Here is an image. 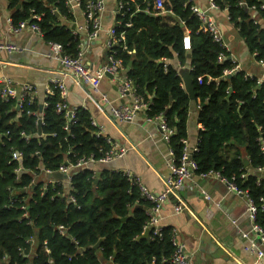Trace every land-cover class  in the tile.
I'll return each instance as SVG.
<instances>
[{
  "label": "trees",
  "instance_id": "obj_1",
  "mask_svg": "<svg viewBox=\"0 0 264 264\" xmlns=\"http://www.w3.org/2000/svg\"><path fill=\"white\" fill-rule=\"evenodd\" d=\"M215 2L219 9L228 11L249 52L264 62V0ZM118 3L115 58L122 62L137 93L149 103L147 115L162 114L175 131L169 147L179 159L183 140L188 139L191 104L199 102L198 151L193 153L196 175L214 170L230 181L234 178L238 189L256 202V222L264 229V181L256 175L264 168L260 142L264 138V83L241 70L231 77L226 75L237 64L230 59L229 49L202 30L192 0H164L163 10L155 8V0ZM8 8L15 26L29 22L35 14L42 15L40 21L31 23L40 27L43 40L59 43L66 54L77 55L82 39L70 26L74 16L65 0H8ZM167 14L173 15L174 24L165 20ZM187 31L190 51L184 44ZM174 59L181 67L191 64L194 99L184 87L180 68L167 63ZM46 101L40 133L34 116L26 110L19 115L13 100L0 99V264L7 260L9 264H167L175 249L173 229L163 227L161 237L150 233L140 238L153 204L142 198L136 179L121 171L103 169L96 185V170L74 173L72 193L78 207L53 198L62 185L40 195L42 184L38 183L35 202L27 209L33 224L23 217L22 192L32 177L24 172L21 182L16 181L14 169L19 162L12 161L13 152L23 154L20 163L26 169L41 165L56 172L66 162L75 163L84 156L99 159L110 148L105 138L96 136L87 110L79 108L68 123L65 114L56 110L59 94ZM27 108L40 110L38 102ZM67 123L68 131L64 129ZM23 132L30 136L28 142L21 137ZM61 225L68 229V236L59 234L57 227ZM32 237L37 239L36 246L27 243ZM101 239L99 248H93ZM80 249L84 251L80 253ZM28 254L34 257H26Z\"/></svg>",
  "mask_w": 264,
  "mask_h": 264
},
{
  "label": "crops",
  "instance_id": "obj_2",
  "mask_svg": "<svg viewBox=\"0 0 264 264\" xmlns=\"http://www.w3.org/2000/svg\"><path fill=\"white\" fill-rule=\"evenodd\" d=\"M192 1L216 24L231 52V59L237 64L236 70L257 77L259 83H264V66L249 52L238 29L230 21L228 11L219 8L210 10L209 0ZM104 3L105 11L98 15L101 24L98 38L87 42L86 34L81 36L82 41L87 42L84 43L87 49L84 61L93 73L107 62L111 51L105 43L108 32L117 24L118 0H104ZM252 10L256 12V9ZM72 15L74 20L69 23H72L70 26L73 28L85 23L80 8L75 7ZM10 16L8 0H0V40L16 44L23 49L0 52V76L35 85L41 102L51 79L61 76L62 69L58 62L49 58V46L43 38L29 29L20 32L11 30L7 22ZM253 18L257 20L256 15ZM165 20L170 24L175 23L172 14H167ZM185 36L184 44L191 45L190 32L187 31ZM167 63L180 70L188 69L190 72V63L186 67H181L176 59L168 60ZM121 73L122 76L128 77L124 67ZM112 78L106 76L101 81L99 92H95L91 87L86 88L71 77H66L69 87L67 103L87 110L91 121L102 130L103 136L111 138L117 147L127 149L123 157L90 169L96 170L97 174L103 169L130 173L151 191L160 193L166 188L170 177L169 163L172 154L169 144L163 138L159 126L147 122L146 113L139 114L133 122L112 118V108L129 101L128 97H121L120 84ZM104 98H107L108 102H105ZM198 103L193 100L188 119L187 141L192 147L197 146L200 130L197 121L200 110ZM258 172L261 173L258 177L264 181V168ZM205 194L211 199L208 200ZM182 203L184 210L176 212L175 207ZM247 208L246 195L231 191L226 184L219 181L194 176L187 182L185 189L177 195H170L163 203L160 225L175 230L179 241L192 254L193 264H256V255L251 250L250 240L245 237V233L251 230Z\"/></svg>",
  "mask_w": 264,
  "mask_h": 264
},
{
  "label": "built area",
  "instance_id": "obj_3",
  "mask_svg": "<svg viewBox=\"0 0 264 264\" xmlns=\"http://www.w3.org/2000/svg\"><path fill=\"white\" fill-rule=\"evenodd\" d=\"M66 6L69 8V11L72 13L74 8H80L85 17V23L80 26H76L73 28V32L75 35L83 36V34L87 36L88 41H93L98 38L101 24L98 20V15L102 14L105 11V3L104 0H65ZM241 6L245 5V3H241ZM119 8V7H118ZM155 8L158 10H163L164 8V0H155ZM215 0H209V9L215 10L218 9ZM252 9H256L252 7ZM262 9H264V4L262 5ZM193 12H195L201 22H202V30L204 32H208L211 34L216 42H219L223 47L227 48L226 43L223 41L222 36L219 33V30L214 23V21L208 17L207 13L196 7L195 5L192 7ZM42 15L35 14L32 18L27 21L20 22L18 26L13 24V19L11 16L8 18L7 22L11 26V30L13 32H20L25 29L31 30L34 34L43 37L40 27L37 23H31L32 20L40 21ZM115 27L110 29L108 32V37L106 40V47L110 49L111 53L107 58V62L99 69L97 72L93 73L86 65L84 58L86 55V47L85 44L87 42L81 41L79 45V50L77 55L72 56L66 54L64 51V47L59 43L47 42L49 46V58L58 62L62 69L61 76L58 78H53L50 81L49 86L46 89V95L43 101H39L37 88L35 85L29 82H17L14 79L8 78L6 76H0V99L4 102H10L11 100L15 103V109L18 114L21 115L25 112L28 115L34 116L36 119V124L40 129L44 125V117L43 110L48 106L47 98L54 96L56 93L60 96V102L57 104V112L64 113L68 123H71L75 118L76 112L78 111L77 106H70L67 103L69 87L66 81V77H71L75 80L79 85H83L87 87H91L93 91L99 92L101 81L110 74L114 79L120 84V93L121 97H128V103H124L119 107L112 108V118L124 121V122H133L134 119L141 113H146L149 109V103L145 101L140 94L137 93L136 89L132 85L131 81L127 76H122L121 70L123 69L122 62L115 58L116 51L114 50L115 46H117L119 39L116 36ZM123 39V36L121 37ZM85 43V44H84ZM190 44H185L186 49H190ZM15 51H23L16 44L2 42L0 40V52H15ZM223 55L221 56L222 60ZM264 66V62H261ZM235 70H231L227 72L228 75H232ZM105 102H108L107 98H104ZM39 103V106H42V111H34L30 108L25 109V106L31 107L35 103ZM147 122L156 123L162 131L163 138L169 144L170 138L175 134V131L171 129L164 118V116L157 115L154 117H150L145 114ZM68 123L65 126V130L68 131ZM92 125L96 128V136H101L106 139V142L109 145V149L103 154L102 157L96 159L93 155L89 157H82L78 159L75 163L66 162L63 166L59 168L57 172H53L49 169H45L43 166H38L35 169H26L20 163V160L23 158V154L21 152H13L12 161L19 162V165L15 167L14 174L16 175V181H20V175L24 172H27L32 177L31 182H29L23 189L22 194L24 195L23 200L20 202V209L24 211L23 217L28 219L30 224H33V220L30 219L28 208L31 201L35 202V197L38 192L36 191V186L38 183L42 184V189L40 195L48 194L49 188H52L53 191L57 190V188L62 185V190L57 191V196L61 199L66 200L68 203H72L78 207L76 197L72 193V178L74 173L82 170V169H90L91 167H95L97 165H107L111 163L113 160L123 157L127 149L124 147H117L113 140L109 137L102 135V130H100L95 122H92ZM55 136V134H54ZM21 137L24 138L27 142L30 140V136L21 133ZM261 149L264 151V138L260 139ZM184 149L183 154L179 159L174 157L173 151H171L172 157L170 159V177L167 180L166 188L164 191L160 193H155L151 191L148 187L141 183V181L133 176L130 173H126V176L129 179H136V182L139 186L142 198L149 201L153 204L151 209L148 211L149 220L144 227V233L146 230L150 233H153L157 236H162L163 227L160 225L161 220V208L163 203L169 198L170 195H177L183 189H185L187 182L191 181L192 178L196 175V171L198 170V165L193 157V153L198 151L197 146L192 147L187 140H183ZM56 173H62L67 176L64 180H57L53 177ZM199 177L203 179H212L219 181L223 184H226L231 191L236 192L237 194L246 195L248 198V208H247V216L251 222V230L248 233H245V237L250 240L251 250L256 255L257 263L256 264H264V229L261 228L257 224V214L258 207L256 202L251 199L244 191L238 189V187L232 181L227 179L222 175L219 171H209L208 173H204L199 175ZM245 177V175H242ZM21 182V181H20ZM206 198L210 200V196L205 194ZM15 199L14 201H16ZM184 210V203L178 204L175 207L176 212H181ZM57 230L59 234L62 236H68V229L64 226H58ZM143 233V234H144ZM172 242L174 245V253L171 258L166 260L167 264H193L192 254L189 253L185 246L179 241L177 238V234L175 230L172 231ZM75 242L73 239H71ZM31 246L37 245L36 237H32L27 241ZM84 250L80 249L79 252L82 253ZM26 257H34L32 255H26ZM5 264H9L8 260ZM108 264V263H106ZM162 264H164L162 262Z\"/></svg>",
  "mask_w": 264,
  "mask_h": 264
},
{
  "label": "water",
  "instance_id": "obj_4",
  "mask_svg": "<svg viewBox=\"0 0 264 264\" xmlns=\"http://www.w3.org/2000/svg\"><path fill=\"white\" fill-rule=\"evenodd\" d=\"M189 57H190V55H189ZM230 59H231V57H230ZM180 73H181V76L183 78L184 87H185L187 93L189 94L191 99H194L195 98V91H194L193 81H192V78L190 76L189 70L188 69H181ZM107 76L109 78H112L110 74H108ZM231 76L232 75H228V77H231ZM40 111H42V106H40ZM39 130H40L39 132L41 133V128ZM248 165H249L248 160H245V166H248ZM100 174L101 173L97 174V179L95 180V185L98 183V179H99ZM256 175L261 176V173L258 172ZM53 177L57 180L67 178V176H65L62 173H56L53 175ZM148 236H149V231L146 230L145 233L140 238L144 239V238H147ZM101 242H102V239L96 245H94L93 248H95V249L99 248Z\"/></svg>",
  "mask_w": 264,
  "mask_h": 264
},
{
  "label": "bare ground",
  "instance_id": "obj_5",
  "mask_svg": "<svg viewBox=\"0 0 264 264\" xmlns=\"http://www.w3.org/2000/svg\"><path fill=\"white\" fill-rule=\"evenodd\" d=\"M113 79V78H112ZM129 79V78H128ZM130 80V79H129ZM57 172V171H56Z\"/></svg>",
  "mask_w": 264,
  "mask_h": 264
}]
</instances>
